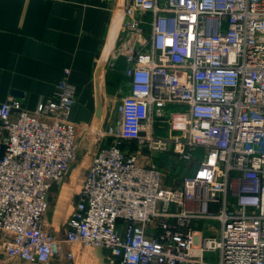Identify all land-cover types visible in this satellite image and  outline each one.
<instances>
[{
	"label": "built area",
	"instance_id": "obj_1",
	"mask_svg": "<svg viewBox=\"0 0 264 264\" xmlns=\"http://www.w3.org/2000/svg\"><path fill=\"white\" fill-rule=\"evenodd\" d=\"M109 34L118 120L98 130L62 237L42 215L86 128L68 118L69 69L34 110L16 89L0 104L5 257L48 264L78 242L107 248L105 264H264V0H125ZM139 148L184 160L180 180L163 181L164 160L139 163ZM202 219L218 234L197 232Z\"/></svg>",
	"mask_w": 264,
	"mask_h": 264
},
{
	"label": "crops",
	"instance_id": "obj_2",
	"mask_svg": "<svg viewBox=\"0 0 264 264\" xmlns=\"http://www.w3.org/2000/svg\"><path fill=\"white\" fill-rule=\"evenodd\" d=\"M124 3L125 0H0V104L16 89L24 94L17 97L23 108L34 110L39 101L52 96L63 69L68 68L67 80L74 87L68 118L86 127L77 131L78 160L62 178L51 183L48 191L49 205L42 221L49 224L57 237L66 231V221L87 171L92 144L102 140L98 130L110 124L108 113L117 105L119 82L124 77L105 68L103 55L115 13ZM158 157L148 156L145 148H139L141 164L156 162L154 158ZM162 160L157 163L167 165ZM172 169L171 174L164 172L163 181L167 184L181 178V173L176 176ZM156 223L155 220L149 223V232L154 231ZM219 225L216 220L194 223L197 232L205 235H217ZM2 239L0 232V244ZM67 252L71 253L70 258ZM107 254L103 246L74 242L65 246L61 254L52 256L48 264H105ZM205 256L212 262L218 258L216 252ZM0 264L32 263L6 258L0 247Z\"/></svg>",
	"mask_w": 264,
	"mask_h": 264
},
{
	"label": "rangeland",
	"instance_id": "obj_3",
	"mask_svg": "<svg viewBox=\"0 0 264 264\" xmlns=\"http://www.w3.org/2000/svg\"><path fill=\"white\" fill-rule=\"evenodd\" d=\"M125 79L124 78H121L120 79V85H122L123 84V81H124ZM171 108H177L176 106H171ZM116 109V108H115ZM110 110V112L108 113V123H110V124H115L116 122H117V120H118V110L116 109V110ZM158 133L159 132H163L164 133V131H162V130H159V129H157L156 130ZM199 153H203V148H198V150H197ZM155 156H159L158 158H154V161H158V160H161V159H164V161L166 162V163H171V164H173L174 165V169H175V171H174V173H176V176H177V174L178 173H180L181 171H182V168H183V166L186 164V162L184 161V160H175L174 158H171L170 156H169V154H167V153H164V154H159V155H156L155 154ZM194 164V163H193ZM175 176V175H174ZM171 178H172V176L170 177V178H168V181L170 182L171 181Z\"/></svg>",
	"mask_w": 264,
	"mask_h": 264
},
{
	"label": "water",
	"instance_id": "obj_4",
	"mask_svg": "<svg viewBox=\"0 0 264 264\" xmlns=\"http://www.w3.org/2000/svg\"><path fill=\"white\" fill-rule=\"evenodd\" d=\"M124 64H125V58H124V56H121V57H119V58L117 59V61L115 62L114 68H116V69H118V70H121V69L123 68ZM99 69H100V68H99ZM100 112H101V108H100V101H99V102H98V107H97V114L99 115ZM96 145H97L96 142H93V144H92V150H91V156H90V158H89V161H90L92 155H94L93 153H94V150H95V148H96ZM75 163H76V162H74L73 164H71V165L69 166L67 172L71 169V167H72ZM67 172H66V173H67Z\"/></svg>",
	"mask_w": 264,
	"mask_h": 264
}]
</instances>
